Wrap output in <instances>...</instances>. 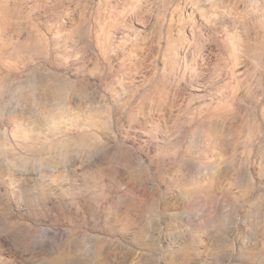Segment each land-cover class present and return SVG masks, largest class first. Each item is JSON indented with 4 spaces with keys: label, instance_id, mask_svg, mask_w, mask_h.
<instances>
[{
    "label": "rangeland",
    "instance_id": "374dc122",
    "mask_svg": "<svg viewBox=\"0 0 264 264\" xmlns=\"http://www.w3.org/2000/svg\"><path fill=\"white\" fill-rule=\"evenodd\" d=\"M0 264H264V0H0Z\"/></svg>",
    "mask_w": 264,
    "mask_h": 264
}]
</instances>
